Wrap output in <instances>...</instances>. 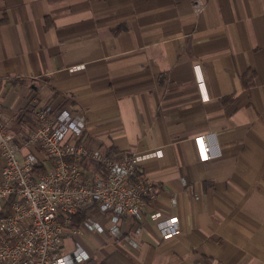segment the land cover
<instances>
[{"label":"crops","instance_id":"0c3cea01","mask_svg":"<svg viewBox=\"0 0 264 264\" xmlns=\"http://www.w3.org/2000/svg\"><path fill=\"white\" fill-rule=\"evenodd\" d=\"M32 97L83 115L87 147L139 154L155 186L119 239L63 236L81 264H264V0H0V114L16 137Z\"/></svg>","mask_w":264,"mask_h":264},{"label":"built area","instance_id":"2783aa9c","mask_svg":"<svg viewBox=\"0 0 264 264\" xmlns=\"http://www.w3.org/2000/svg\"><path fill=\"white\" fill-rule=\"evenodd\" d=\"M27 109L30 131L19 137L7 130L0 114V200L10 205V212L0 215V264H81L89 254L79 246L66 252L63 236L107 231L119 239L129 219L141 216L155 186L140 173L136 152L112 157L103 147L80 142L83 115L35 97ZM195 140L200 158L208 159L204 137ZM23 148L33 151L19 158ZM42 161H48L47 169H39ZM77 216L82 218L75 223ZM158 226L163 238L173 236L179 232L178 217Z\"/></svg>","mask_w":264,"mask_h":264},{"label":"trees","instance_id":"16d2710c","mask_svg":"<svg viewBox=\"0 0 264 264\" xmlns=\"http://www.w3.org/2000/svg\"><path fill=\"white\" fill-rule=\"evenodd\" d=\"M81 218H82V216H81ZM79 216H77L75 219H74V222L75 223H77V221L79 220V219H81ZM87 264H96V262L95 261H88V263Z\"/></svg>","mask_w":264,"mask_h":264}]
</instances>
